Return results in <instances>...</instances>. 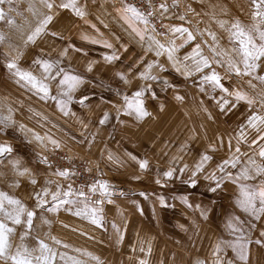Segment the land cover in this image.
Here are the masks:
<instances>
[{"label":"rangeland","instance_id":"374dc122","mask_svg":"<svg viewBox=\"0 0 264 264\" xmlns=\"http://www.w3.org/2000/svg\"><path fill=\"white\" fill-rule=\"evenodd\" d=\"M52 2L57 5L52 13H49L53 15V20L46 32L37 38L35 44H27L22 48L23 55L19 60V67L39 75L33 64L37 56L55 60L59 58L62 47L69 42L84 48L88 52V57H82L79 53L70 54L64 59L62 66L87 77L89 82L82 85L76 95L88 94L92 97L91 106L81 109L78 105H73L72 110L76 116L64 117L53 101H42L28 87L22 86L17 77L5 68V60L3 55H0V108L10 106L15 121L14 125L7 129L0 127V144H10L13 148L12 157L22 160L24 166L32 170V175L37 180L36 185L31 184L28 175H16L5 161L0 170V192L19 199L26 207L32 208L35 204L33 191H39L45 180L63 184L69 182L56 176L55 171L63 168L71 160L75 163L78 173L71 181L73 187L79 189L83 186L84 190L97 181H106L114 189L109 196L113 202L105 201L103 205L105 226L99 229L91 225L87 219L72 215L71 212L75 209L71 205L68 206L70 211L62 208L58 215L41 213L48 216L52 222L51 226L34 219L35 231L28 235L25 241L27 246L37 247V238L44 241L57 253L55 264H71L68 258L81 260L84 264H97L96 260L82 256L76 249H83L94 257H99V264H139L142 259H146L148 264H194L197 258L212 264V260L216 258L212 250L218 238L235 239V236L229 235L227 223L232 216H236L244 222L245 234L252 241L249 245L250 264H262L264 248L256 245L255 241L260 238L259 232L264 229V217L255 221L256 227L249 230L248 217L234 203V197L238 194L236 184L226 181L222 191L213 193L209 190L210 182L204 180L203 175L198 177L195 188L183 182L187 181L198 155L205 153L209 144L217 143L219 137H223L224 144L216 152L209 153L213 160L206 165L208 171L229 155L227 143L229 137H232L234 151L235 133L246 123L250 111L248 106L241 104L221 113L216 101L201 93L196 83L178 79L169 71L166 75L170 83L184 96L182 104L173 100L172 90H161L160 86L156 85L157 99L149 102L151 117L137 122L131 117L121 115L117 120L115 109L111 107L121 99L115 95L116 89L130 95L139 82L133 80L131 86H125L113 78V70L130 69L134 76L142 67V65L137 67L136 62L144 51L135 48L130 41L126 43L125 40H121L129 48V52L122 56L121 61L114 66L100 62L101 53L105 50L82 41V34L92 37L95 35L78 29L80 25L86 29L91 27L86 20L89 14V0H77V3L87 10V15L80 24L77 23L79 17L71 10L59 7L66 0ZM248 3L249 0H182L178 7L185 11L187 19L195 29L204 33L202 38L208 45L212 41L206 29L216 33L222 47H228V33L219 27L216 20L231 22L239 19L242 23L248 24L250 22L247 15ZM213 5L219 7L213 8ZM0 13L4 15V19H0V33L8 35L10 42L22 45L20 34L8 21L22 24L23 17L27 16L32 22V27H35L37 18L27 12V0H2ZM75 19L77 21L73 22ZM53 32L61 34L63 39L55 38ZM102 34L103 32H100V35ZM7 51L9 49L0 44V54ZM88 58L98 61L92 73L85 71ZM145 60L150 61L148 54L145 55ZM222 71L225 83L228 82L237 89L254 95V91L248 87V78L229 77L225 75L224 70ZM231 102L230 100V104ZM160 105L166 106L164 111L159 110ZM204 107L212 114L211 120L207 119V113L202 110ZM255 109L258 114H264L259 104L255 105ZM105 111L110 112L111 117L109 122L101 126L98 121ZM81 119L85 122L91 121L86 130L80 122ZM21 125L24 127L21 128ZM192 129H196L194 139L189 138ZM82 132L85 133L83 136ZM34 133L60 141V149L55 150L52 145L37 141ZM93 135L95 140L89 144ZM252 138L253 136H247L249 141ZM243 143L244 141H241V152L251 154L249 151L244 152ZM185 144L187 147L180 153L178 149ZM109 152L119 155L125 163L119 164L109 160ZM125 153L148 159L150 170L147 173H140L136 164L129 160ZM177 155L183 157L177 161L178 167L183 163L189 165L184 176H177L176 179L169 181L166 187L155 184L157 172L167 170L169 161ZM39 156H46L51 167L41 163ZM242 160H247V156H242ZM231 171L235 173L237 170ZM137 175L140 177L139 180L135 178ZM17 184L18 187L14 186ZM120 191H123V196L120 195ZM140 192L147 193V198L140 196ZM98 196L99 191L96 193V197ZM160 197H164L168 207L159 204ZM184 198L193 204V208L183 204ZM72 199L78 202L79 207L84 206L85 201L82 197L74 196ZM196 206L206 210L207 219L201 217ZM113 224L124 237L120 242L116 230L112 227ZM14 227L16 234L11 238L13 250L19 243L20 234L24 232L23 225ZM52 237H56L61 243L57 244ZM64 243L70 247H63ZM141 247L145 249L144 252L140 251ZM61 254L64 259H61ZM219 258L224 264L229 261L231 264H241L230 247L224 248Z\"/></svg>","mask_w":264,"mask_h":264},{"label":"snow or ice","instance_id":"6c2138e0","mask_svg":"<svg viewBox=\"0 0 264 264\" xmlns=\"http://www.w3.org/2000/svg\"><path fill=\"white\" fill-rule=\"evenodd\" d=\"M121 4L122 7L116 8L115 11L127 25L129 35L137 38V43L144 50V53L136 62L137 67L141 65L142 67L134 76L130 69L123 71L114 68L113 70V78L125 86H131L133 80L139 82L130 95L116 89L115 95L121 98L118 103L111 105L115 109L116 119L119 120L123 115L131 117L137 122H142L151 117L149 102L157 99L156 85H159L161 90H172L173 100L178 104H182L184 96L179 94L176 86L170 83L166 75L170 68L186 81L193 76L198 77L194 83L198 85L199 91L207 95L209 99L215 100L221 113L230 107H236L241 102L246 104L250 109L249 115L246 123L240 126L239 131L236 133L234 151L231 143L232 137H229L227 142L229 155L222 161L217 162L211 171H208L206 165L213 160V156L209 153L216 152L224 144L223 137H219L217 143L209 144L205 153L198 155L192 170L188 174L187 181L183 182L195 188L198 177L203 175V179L210 182L209 190L213 193L222 191L225 188L226 181L235 183L238 187V194L234 197V203L248 217L249 230L254 229L256 227L255 221L264 217V114H258L255 109V105L259 104L260 109L264 110V74H261L264 73V0H249L247 15L250 22L248 24L242 23L239 19L231 22L223 19L216 20L219 27L228 33V47H222L218 42L216 33L206 29L207 35L212 41L209 45L212 52L211 57L205 56L201 43L196 42L197 36L203 37L204 33L199 32V30H190L183 25L170 26L163 24L164 19L171 18L169 13L172 12V9L178 7V0H173L171 7L166 0L158 4L155 0H145L141 7L128 3V0H121ZM56 7L57 5L52 0H27V12L37 18L35 27H32V22L27 16L23 17L24 22L22 24L9 20L8 23L20 34L22 45L10 42L8 35L0 33V44H4L9 49V51L0 55H3L5 60V68L17 77L22 86L28 87L42 101H53L64 117H75L76 113L72 110L73 105H78L81 109L91 106L92 97L88 94L76 95L81 86L89 81L85 75L62 65L64 59L69 57L70 54L79 53L82 57H88V52L84 48L77 47L69 42L62 47L59 58L55 60L37 56L33 64L36 66L39 75L34 74L31 70L24 71L19 67V60L23 55L22 48L27 44H35L37 38L46 32L48 25L53 20V15L49 13H52V10ZM59 7L64 10H71L81 19H84L87 15L86 7H81L77 0H66ZM212 7L219 6L213 5ZM177 18L180 21L186 20L185 15H178ZM0 19H4L3 13H0ZM155 20L161 21L160 26L168 29L167 33L158 31L157 25L154 23ZM92 27L95 29V25H92ZM52 35L57 39H63V36L59 33L53 32ZM162 35H170V38L167 41H161L158 37ZM81 40L104 49L105 51L100 56V62L109 66H114L120 62L122 56L129 52L128 45L121 42L118 36L113 41L82 34ZM178 40L179 43H177ZM193 42H195V46L181 58L178 55L180 50ZM205 43L207 42L205 41ZM148 53L153 54L154 57L150 61L145 60V55ZM161 57H166L167 63L162 62ZM97 63L98 61L88 58L85 71L92 73ZM219 69H223L225 75L229 77L248 78V87L254 91V95H249L239 89L230 90L225 87L222 82L224 76L221 75ZM258 85L259 87H257ZM217 92L222 94L219 98L213 95ZM226 97L232 98L231 104ZM103 102L107 103L106 101ZM165 107V105H160L159 110L164 111ZM202 110L207 113V119L211 120L212 114L208 109L204 107ZM110 117V112L105 111L98 121L99 125H105L109 122ZM80 122L85 130L91 123V121L85 122L83 119ZM14 123L13 109L10 106L0 108V127L7 129L13 126ZM20 127L23 128L24 126L21 125ZM201 127H203L202 124ZM249 130H255L256 132V135L250 141L247 139ZM195 131L196 129L190 130V139L195 138ZM84 134V132L81 133L82 136ZM34 136L37 141L46 145L50 144L55 150H59L61 147V142L50 136L42 137L36 133H34ZM94 140L95 136L93 135L89 144ZM241 141L246 142L253 149L251 154L241 152ZM185 147H187L186 144L181 146L178 151L183 153ZM12 153L13 148L10 144H0V170H2L6 161L16 175H28L31 178V184L36 185L37 180L32 175V170L25 167L22 160L12 157ZM245 155L247 160H242V156ZM125 156L136 164L140 173H147L150 170L148 159L138 158L132 153H125ZM108 157L109 160L116 161L119 164L125 163L119 155H114L111 152L108 153ZM257 157L259 162H257ZM65 158L67 159V157ZM38 159L41 163L51 167L46 156H39ZM182 159V155L172 157L167 170L162 173L157 172L155 184L166 187L167 183L176 179L177 176L183 177L189 169V165L183 163L178 167L177 161ZM69 164H71V160H69ZM232 169L237 171L234 173L231 171ZM55 175L69 182L63 184L54 180H45L39 191H33L35 204L32 208L26 207L19 199L0 192V262L2 264H55L57 253L47 243L38 238L37 247L29 248L25 243L28 235L35 231L34 219L51 226L52 222L48 219L47 213L58 215L62 208L65 211H70L68 206L71 205L75 209L71 212L72 215L87 219L91 225L98 229L105 226L103 205L106 200L108 203L113 202L109 199V196L114 191L108 182L97 181L88 189L92 196H96L97 191H99V196L93 200L86 195L83 186L79 189L73 187L71 181L78 175L76 169L70 166L58 168ZM135 178L139 180L140 177L137 175ZM253 181H258V183H240ZM14 186L18 187L19 185ZM120 195H124L123 191H120ZM139 195L147 198L145 192H140ZM74 196L84 199L83 207H79L78 202L72 199ZM182 202L186 207L193 208V204L188 199L184 198ZM159 204L162 207H168L164 197L159 198ZM196 210L200 212L202 218H208L205 209L196 206ZM41 213L46 214L42 215ZM243 224L244 222L238 217H231L227 223V229L229 235L235 236V239L221 240L218 238L212 250L213 256L216 257L212 260V264H224L219 257L223 249L228 247L233 250L241 264H250L249 245L252 241L245 234ZM17 225H23L24 232L20 234L19 243L13 250L11 238L16 234L14 226ZM112 227L117 232L118 242L122 241L124 237L120 230L116 228L115 224ZM259 237L255 244L260 248H264V229L259 232ZM52 239L57 244L61 243L56 237H52ZM62 246L65 248L70 247L66 243ZM76 251L82 256L96 260L99 264V257H94L90 252L83 249H76ZM140 251L144 252L145 249L141 247ZM148 254H151L150 243ZM61 259H64L63 254H61ZM68 259L71 260V264H84L83 261L78 259ZM139 264H148V261L142 259ZM194 264H207V261L197 258ZM227 264H231V261ZM262 264H264V261H262Z\"/></svg>","mask_w":264,"mask_h":264},{"label":"crops","instance_id":"0c3cea01","mask_svg":"<svg viewBox=\"0 0 264 264\" xmlns=\"http://www.w3.org/2000/svg\"><path fill=\"white\" fill-rule=\"evenodd\" d=\"M173 1V0H170ZM173 2H171L169 4V6L171 7ZM119 8L118 6H114L113 4H111V2L109 0H89V14L87 15L86 19L88 21V25L90 28L86 29L85 26H79L78 29L81 31H88L90 34L95 35L94 38H103V39H109V40H115V38L118 36L120 37V40H125L126 43H128L129 41L135 46V48H137L138 50H140L141 52L144 51L140 45L137 43V38H134L132 36L129 35V29L127 27V25L124 23V21L122 19L119 18V16L117 15L115 9ZM169 15L171 16L170 19H164L163 20V24L165 25H170V26H180L183 25L184 27H188L190 30L196 31L197 29H195V27L190 23V20L187 19L185 21H180L177 16L178 15H185V11L182 10L180 7H177L175 9H172V12L169 13ZM187 16V15H185ZM85 19V18H84ZM77 20L75 19L73 22H76ZM83 19H81L79 17L78 19V24L82 23ZM92 25H95V29L92 27ZM105 25H107V27H105ZM166 33L168 31V29L164 28ZM100 32H103L102 35H100ZM168 37L170 38V35H168ZM168 38V39H169ZM196 42H200L202 45V51L204 53L205 56L211 57L212 56V52L209 49V45L207 43H205L204 39L201 36H197V41ZM177 43H179V40L177 41ZM195 46V42H193L192 44L182 48L180 50V52L178 53V55L182 58L186 53L190 52L192 47ZM146 47V45H145ZM150 60H152L153 54L148 53ZM161 61L164 63H167L166 61V57H161ZM170 68V66H169ZM223 69H219L221 75L223 74ZM170 72H172L176 78L181 79L186 81L182 76H180L178 73H175L174 71L169 70ZM198 77L193 76L192 78L188 79L187 81L191 82V81H195L197 80ZM227 81V78H226ZM225 85V87H228L230 90H237L236 87H234L233 85H230L228 82L225 83V78L222 81ZM216 97L219 98L220 95H222L221 93L217 92L215 94ZM227 99H229V101H232L231 97H226ZM241 104H243V106H246V104H244L243 102L239 103L236 107H239ZM246 118H244L245 120ZM240 125V123H239ZM239 131V129H237L236 133ZM235 133V134H236ZM256 132L255 130H249L248 135L247 136H255ZM244 148V152H251L253 151V149L251 147L248 146V144L246 142L243 143ZM255 147V146H254ZM259 162V160L257 161Z\"/></svg>","mask_w":264,"mask_h":264},{"label":"built area","instance_id":"2783aa9c","mask_svg":"<svg viewBox=\"0 0 264 264\" xmlns=\"http://www.w3.org/2000/svg\"><path fill=\"white\" fill-rule=\"evenodd\" d=\"M113 5H116V6H122L121 4V0H109ZM145 0H128V3H131V4H135L137 7H141L143 4H144ZM155 2L158 4L160 2H164V0H155ZM166 2L168 4H170L172 1L170 0H166ZM182 2V0H178V5H180V3ZM154 23L157 25V28H158V31L160 32H165V29L163 27H161V21L160 20H155ZM168 35H162V36H159L158 39H160L161 41H167L168 40ZM72 167V168H76L75 166V163L71 161V164H69V161L68 163L64 166V167ZM63 167V168H64ZM91 186H88V187H85L84 188V191L86 193V195H88L91 199H96L97 197L96 196H92L91 193H89L88 189L90 188Z\"/></svg>","mask_w":264,"mask_h":264}]
</instances>
